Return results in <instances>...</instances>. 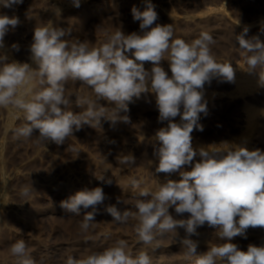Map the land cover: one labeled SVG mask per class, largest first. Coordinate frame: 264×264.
<instances>
[{
	"label": "clouds",
	"instance_id": "9594fccd",
	"mask_svg": "<svg viewBox=\"0 0 264 264\" xmlns=\"http://www.w3.org/2000/svg\"><path fill=\"white\" fill-rule=\"evenodd\" d=\"M23 0H0V6L11 8ZM80 7V0H72ZM148 2L144 11L135 6L132 15L139 21V32L125 34L121 29L105 30L99 46H89L86 41L63 39L68 30L45 25L35 27L30 45L31 61L9 62L0 54V107H12L23 114L26 121L14 130L17 139H30L46 144H62L65 138L73 137L84 125L101 128V118L112 126L119 122L130 123L126 102L142 93H154L159 112L158 121H167L154 136V156L158 159L156 173H179L182 179H168L158 183L155 190L141 187L132 179L130 185L137 189V198L130 207L120 209L109 204L104 210L113 217V222L127 223L134 219L135 232L140 242L152 245L158 237L173 234L178 237V228L185 232L180 243L184 255L195 258L194 264H264V245H249L246 251L230 241L245 234L249 227L264 228V151L248 150L246 147H201L192 146L191 133L203 130L198 123L200 114H207L204 101V86L212 79L232 82L235 70L231 61L219 62L211 46L216 43L209 32H201L193 40L173 38L172 24L154 23L158 14ZM20 23L16 16L0 15V48L4 36ZM249 29L235 35L238 49L244 57L250 74L258 77L264 87V41L259 36L247 38ZM261 31H264L262 29ZM13 49L19 50L17 44ZM167 60L171 75L161 66ZM144 62H151L147 70ZM79 81L90 91L91 96H76V104L83 111L74 113L69 109L71 95H66V82ZM100 101H107L106 107ZM121 113H124L123 115ZM179 116L180 122H174ZM38 130V135L34 131ZM199 155V162L194 157ZM118 163L135 164L133 155H121ZM191 166L190 171L183 166ZM97 179L105 181L103 175ZM32 186L21 188L20 196L32 194ZM106 194L102 187L77 191L60 202L67 212L80 216V230L87 233L95 225L98 206L103 205ZM124 203L117 200V204ZM173 208L177 215L188 213L187 218L176 219L170 214ZM216 229L223 243L214 244L206 252L197 253L198 242L191 239L198 235L197 228L204 226ZM15 264H37L28 251L26 242L19 239L10 246ZM65 264H152L146 250L133 254L127 241L116 240L100 251H93L79 258L68 255Z\"/></svg>",
	"mask_w": 264,
	"mask_h": 264
},
{
	"label": "rangeland",
	"instance_id": "374dc122",
	"mask_svg": "<svg viewBox=\"0 0 264 264\" xmlns=\"http://www.w3.org/2000/svg\"><path fill=\"white\" fill-rule=\"evenodd\" d=\"M151 2L158 19L154 23L172 24L173 38L191 41L201 32H209L216 43L211 46L219 62L231 61L235 70L232 82L212 79L204 86V101L207 114H200L199 124L203 130L191 133L192 146L201 147H246L248 150L264 151V87L258 77L248 72L244 57L238 49L234 36L245 27L247 38L259 36L264 41V0H80V7L72 0H23L11 8L0 6V15L16 16L20 23L4 36L0 54L9 62L29 63L30 45L34 28L53 25L68 30L66 40L86 41L89 46H99L104 40L103 32L121 29L125 34L139 32L132 8L146 9ZM17 44L19 50L13 49ZM161 66L171 75L168 61ZM150 70L151 62H144ZM66 95H71L69 109L79 113L84 108L76 104V96H91V91L79 81L66 82ZM112 107L107 101H100ZM130 123L119 122L112 126L101 118V128L84 125L74 131L73 137L65 138L62 144L55 142L36 143L35 137L17 139L14 130L26 121L23 114L12 107H0V264H15L10 246L19 239L26 242L28 251L37 264H65L68 255L81 257L100 251L118 239L127 241L133 254L146 250L152 264H194L180 243L185 232L178 228V237L173 234L158 237L152 245H144L135 232L136 221L113 222V217L104 210L109 204L124 209L134 204L137 189L130 185L135 179L141 187L155 190L158 183L168 179L179 181L180 174L156 173L158 159L154 156L156 131L167 126L159 122V112L154 93H142L126 102ZM122 115L124 113H121ZM174 122L179 123L177 116ZM38 130L34 135H38ZM131 154L135 164L118 163V157ZM200 157H194L193 165ZM190 171L191 166H183ZM103 175L105 181L97 179ZM32 186V194L20 196L21 188ZM102 187L106 194L103 205L98 206L95 225L87 233L80 230V216L65 211L60 202L85 188ZM124 203L117 204V200ZM170 214L176 219L187 218L188 213L177 215L173 208ZM198 235L191 237L198 242L197 253H203L214 244L223 243L216 229L207 223L197 228ZM242 251L251 245H264V228L249 227L243 236L230 241Z\"/></svg>",
	"mask_w": 264,
	"mask_h": 264
}]
</instances>
